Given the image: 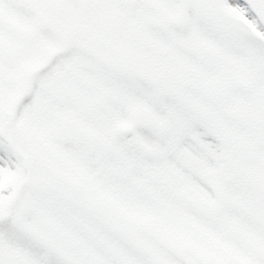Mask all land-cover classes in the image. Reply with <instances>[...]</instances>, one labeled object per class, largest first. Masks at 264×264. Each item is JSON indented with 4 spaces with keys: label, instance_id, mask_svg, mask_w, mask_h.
I'll use <instances>...</instances> for the list:
<instances>
[{
    "label": "snow or ice",
    "instance_id": "6c2138e0",
    "mask_svg": "<svg viewBox=\"0 0 264 264\" xmlns=\"http://www.w3.org/2000/svg\"><path fill=\"white\" fill-rule=\"evenodd\" d=\"M0 264H264V0H0Z\"/></svg>",
    "mask_w": 264,
    "mask_h": 264
}]
</instances>
